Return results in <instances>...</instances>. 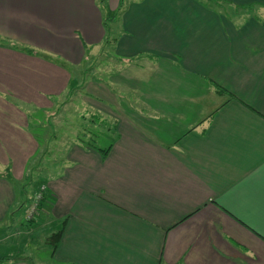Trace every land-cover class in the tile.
I'll return each mask as SVG.
<instances>
[{
    "label": "crops",
    "instance_id": "obj_1",
    "mask_svg": "<svg viewBox=\"0 0 264 264\" xmlns=\"http://www.w3.org/2000/svg\"><path fill=\"white\" fill-rule=\"evenodd\" d=\"M125 12L128 35L110 43L97 0H0V42L21 47L0 45V224L47 190L63 228L52 264H264V0H132ZM109 44L136 69L141 86L125 88L159 102L103 118L117 131L105 156L64 145L62 169L21 203L15 183L41 147L31 111L52 112L70 66Z\"/></svg>",
    "mask_w": 264,
    "mask_h": 264
},
{
    "label": "rangeland",
    "instance_id": "obj_2",
    "mask_svg": "<svg viewBox=\"0 0 264 264\" xmlns=\"http://www.w3.org/2000/svg\"><path fill=\"white\" fill-rule=\"evenodd\" d=\"M131 2L132 0H125L118 18L110 23L113 30L110 43L113 38L128 35L123 15L130 9ZM1 42L4 43L2 40ZM120 56L114 44H109L102 55L95 52L79 66H70L75 86L60 98L52 112L46 113L37 109L36 112L31 111L32 130L39 139L41 147L37 157H33L30 162L32 168H28V172L33 170L30 178L33 183H15L18 201L24 204L25 200L33 194L36 178L42 180L62 169L61 164L66 156V149L68 152V148L76 144L99 149L108 148L116 138L117 131L112 124L115 122L110 121H113L112 117L118 110L126 114L127 107L139 108L137 101L144 104V98H149L153 104L159 102L151 91L150 95L148 93L144 95L142 92L140 95H134L125 88L129 85L136 87L141 84L139 85L134 77L138 76L134 73V65L128 62L119 63ZM160 81L158 78H154L153 81L149 79V83L154 85H160ZM139 116L134 114L137 119H140L141 116ZM97 118L100 120L108 118L110 121L98 122ZM43 194L44 190H41V198H37L36 195L26 212L21 209V205L17 207L19 215L15 221L0 224V258L35 259L37 263L52 264L51 236L61 229V224L56 222L49 213L52 196L48 198V202L37 209Z\"/></svg>",
    "mask_w": 264,
    "mask_h": 264
},
{
    "label": "trees",
    "instance_id": "obj_3",
    "mask_svg": "<svg viewBox=\"0 0 264 264\" xmlns=\"http://www.w3.org/2000/svg\"><path fill=\"white\" fill-rule=\"evenodd\" d=\"M97 2H98V5L100 6V10H101L102 15H103L104 27H105V29H106V31L108 33L107 40H110V35H112V29H111L110 23L115 22L116 19L118 18L119 12H120L121 8L123 7L125 0H121L119 11H114V12L107 8L106 0H97ZM6 43L4 44V43L0 42V45L2 44V45L6 46ZM9 46H11L13 48H17V49L21 48V47L16 46V45H9ZM23 50H25L26 52L31 53V54L34 52L33 49H30L28 47L23 48ZM73 86H75V85H73ZM73 86H71V87H73ZM75 89H76V87H75ZM96 121L99 122V121H102V120L97 118ZM110 148H111V146L108 147V148H105V149H98V150L102 151L104 156H105L107 154L108 150H110ZM27 182H31V180H29ZM49 197H51V193L48 192L47 190H44L43 197H42L41 201L38 203V208L37 209L41 208L46 202H48L49 201V199H48ZM62 234H63V228H61L58 232L54 233L51 236V240L53 241V244H52L53 245V249L58 247V245L60 243V240H61V237H62ZM22 259H25V258H22ZM4 260H7V258H0V264Z\"/></svg>",
    "mask_w": 264,
    "mask_h": 264
},
{
    "label": "built area",
    "instance_id": "obj_4",
    "mask_svg": "<svg viewBox=\"0 0 264 264\" xmlns=\"http://www.w3.org/2000/svg\"><path fill=\"white\" fill-rule=\"evenodd\" d=\"M37 198H39V199L41 198V193L38 195V197H37Z\"/></svg>",
    "mask_w": 264,
    "mask_h": 264
}]
</instances>
